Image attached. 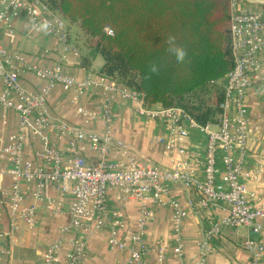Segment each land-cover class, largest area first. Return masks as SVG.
Wrapping results in <instances>:
<instances>
[{
    "label": "built area",
    "instance_id": "2783aa9c",
    "mask_svg": "<svg viewBox=\"0 0 264 264\" xmlns=\"http://www.w3.org/2000/svg\"><path fill=\"white\" fill-rule=\"evenodd\" d=\"M228 6L233 68L217 82L223 99L218 103L216 121L204 126L181 108L148 106L142 93L105 77L88 75L79 80L63 72L60 66H38L21 52L0 45V214L5 211L8 218L7 231L1 229L0 222V264H4L3 255L10 253L2 249L6 236L18 232L20 227L34 228L39 218L38 204L47 203L46 209L54 215L60 212V205L50 202V191L69 200L70 222L61 230V237L45 248L41 264H59L62 258L66 264H78L85 256L88 236L103 228L109 230L107 246L125 252L126 264H147L143 236L152 216L151 205L170 209L177 237L173 254L181 258L183 244L179 229L188 212L170 198L171 184L196 193V200L187 201L195 215L209 216L213 207L225 211L205 232L192 264H205L209 242L219 235L222 227H245L251 234L261 230L258 221L264 219V200L255 205V194L240 178L249 136L245 99L254 82H264V55L260 60L256 58L259 53L264 54V0H228ZM20 16L31 26V34L48 35L60 44L62 60L68 53L78 57L77 50L69 44L66 23L40 0H0V31L6 38L16 35L14 22ZM106 33L112 35L110 30ZM23 73L44 82L39 92L25 90L21 83ZM55 87L73 94L74 99L89 92L98 94L99 113L78 107L75 116L82 117L85 125L99 118L104 132L96 134L51 118L48 95ZM116 101L129 103L139 116L167 126L172 138L166 143L156 139V143L163 145L168 165L158 167L131 156L124 143L113 137L112 108ZM191 130L199 131L204 137L202 180H197L185 163L172 157L173 152L178 156L184 154L179 145ZM48 133L55 141H66L64 150L57 147ZM31 142L38 143L33 159L26 154ZM112 151L121 155L123 163L108 159ZM88 152L96 162L88 160ZM218 161L224 168L227 189L217 182ZM5 180L8 189L3 186ZM111 194L117 195L120 202L139 203V216L128 244L118 237V231L125 226L123 213L107 207ZM240 246L249 256L248 264H262L263 246L256 238L248 235ZM152 264L183 263L167 262L159 254Z\"/></svg>",
    "mask_w": 264,
    "mask_h": 264
},
{
    "label": "crops",
    "instance_id": "0c3cea01",
    "mask_svg": "<svg viewBox=\"0 0 264 264\" xmlns=\"http://www.w3.org/2000/svg\"><path fill=\"white\" fill-rule=\"evenodd\" d=\"M15 27L16 35L13 38H6L0 31V45L21 52L29 62L44 68L60 66L63 72L79 80L88 75L95 76L101 67V61L97 59L92 61L89 70L84 69L78 66L79 57H75L71 53L66 54L65 60H62L60 44L48 35L31 34L29 32L31 26L26 23L23 16L19 17ZM263 55V53H259L256 58L260 60ZM21 83L30 93H37L44 86V82L37 80L29 73L21 74ZM48 105L51 118L57 121H63L76 128L96 134L104 132L103 123L99 118H96L91 124L85 125L82 117L75 116V110L79 106L95 112V114L99 113L100 98L96 93L89 92L74 99L73 94L63 92L59 87H55L48 95ZM245 105L249 120V136L246 142L243 174L240 182L255 194L254 204L257 205L264 200V82L252 84L245 99ZM111 131L115 139L124 143L131 156L147 160L158 167L168 165V159L163 154L164 147L157 144L156 139H161L166 143L173 135L164 124L139 116L129 103L120 101L114 103ZM48 136L60 150H64L66 141H55L51 133H48ZM37 145V142H31L27 146L28 157L36 158ZM179 146L183 148L184 154L178 156L173 152L172 157L185 163L191 174L197 180H202L203 135L197 130H191ZM86 156L91 163L96 162L92 153L88 152ZM108 159L115 163H123V158L117 151L110 152ZM217 166L219 169L217 182L227 189L224 168L220 161ZM3 186L8 189V180L3 182ZM48 193L50 202L60 205V212L54 215L51 210L46 209L47 203L38 204L39 218L35 227L30 230L20 227L18 232L6 236L2 249L4 252L10 251V253L9 256L3 255L2 262L4 264H41V256L45 248L61 237V230L70 222L67 213L69 200L53 191ZM169 193L170 198L188 212L179 229V237L183 244L182 257L176 258L173 254L177 237L173 232L170 209L165 206L151 205L152 216L145 226L143 236L146 246L144 259L147 264H152L157 261L160 254L167 262L192 264L198 254L199 245L204 240L205 232L216 219L225 215V211L222 208L213 207L209 211V216L195 215L190 212L187 201L189 198L196 200V193L184 190L176 184L169 185ZM107 207L123 213L125 226L118 231V237L128 244L139 216V203L134 200L120 202L117 195L111 194L107 201ZM0 219L1 229L7 231L8 218L5 211L0 214ZM258 223L262 228L257 234L248 233V229L245 227L237 229L222 227L219 235L209 242L204 263L248 264L249 256L241 248L240 243L250 235L263 246L261 262L264 264V219H260ZM108 235V228H103L88 236L85 256L78 264H126L125 252L111 250L107 246ZM63 248L66 251V240L63 242ZM59 264H66V259L62 258Z\"/></svg>",
    "mask_w": 264,
    "mask_h": 264
},
{
    "label": "trees",
    "instance_id": "16d2710c",
    "mask_svg": "<svg viewBox=\"0 0 264 264\" xmlns=\"http://www.w3.org/2000/svg\"><path fill=\"white\" fill-rule=\"evenodd\" d=\"M40 2L85 35V54L72 45L78 66L89 70L100 59L97 76L142 93L148 106L181 108L202 126L216 121L217 82L233 68L228 0Z\"/></svg>",
    "mask_w": 264,
    "mask_h": 264
},
{
    "label": "rangeland",
    "instance_id": "374dc122",
    "mask_svg": "<svg viewBox=\"0 0 264 264\" xmlns=\"http://www.w3.org/2000/svg\"><path fill=\"white\" fill-rule=\"evenodd\" d=\"M16 22L17 20L14 22V26ZM67 29H68V24H67ZM68 30H69L68 34L70 33L69 44L72 46L73 43L78 42L81 52H83L82 54H85V52H87V48H86L87 40H86L85 35L81 32V30L77 26H71V28ZM95 76H97L96 73H95Z\"/></svg>",
    "mask_w": 264,
    "mask_h": 264
},
{
    "label": "clouds",
    "instance_id": "9594fccd",
    "mask_svg": "<svg viewBox=\"0 0 264 264\" xmlns=\"http://www.w3.org/2000/svg\"><path fill=\"white\" fill-rule=\"evenodd\" d=\"M176 55H177V59H182L184 56V52L183 51H177Z\"/></svg>",
    "mask_w": 264,
    "mask_h": 264
}]
</instances>
